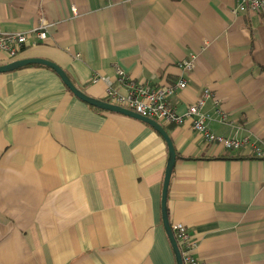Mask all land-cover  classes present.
Masks as SVG:
<instances>
[{
  "label": "crops",
  "instance_id": "crops-1",
  "mask_svg": "<svg viewBox=\"0 0 264 264\" xmlns=\"http://www.w3.org/2000/svg\"><path fill=\"white\" fill-rule=\"evenodd\" d=\"M236 0H0V31L26 35L0 66L44 59L86 96L132 86L204 89L206 128L264 154V13ZM45 22V38L36 31ZM193 56V68L180 63ZM124 75L119 77L117 71ZM74 97L51 69L0 73V264H176L162 221L169 157L149 125ZM161 124L176 153L166 209L204 264H264V157ZM163 123V124H162Z\"/></svg>",
  "mask_w": 264,
  "mask_h": 264
},
{
  "label": "built area",
  "instance_id": "built-area-1",
  "mask_svg": "<svg viewBox=\"0 0 264 264\" xmlns=\"http://www.w3.org/2000/svg\"><path fill=\"white\" fill-rule=\"evenodd\" d=\"M237 6L232 9L233 14H259L264 13V0H236ZM49 26L43 22L42 26L36 31L38 38H45V29ZM26 42V35L21 33L7 34L0 31V51L6 53L10 57H15L20 51L22 45ZM193 56L182 61L179 65L183 69L190 70L193 68ZM119 77H123L124 73L117 71ZM186 83L179 80L176 87H159V88H143L140 86H132L129 93L125 96L118 94L114 90H108L106 99L109 104L116 105L134 113L152 119L156 122L166 124L183 125L189 123L191 129L202 138L212 144L221 145L227 151H235L241 149L244 145L251 148L252 153L257 158H263V152L247 139L225 138L212 134L205 126V121L209 120L208 115L200 112L204 105L205 99L210 97V91L204 89L198 100L190 105L184 115L176 112L171 105L170 98L178 90L184 89ZM173 231L174 239L180 250L182 264H204L192 254L194 243L192 242L185 226L181 223H174L170 226Z\"/></svg>",
  "mask_w": 264,
  "mask_h": 264
},
{
  "label": "water",
  "instance_id": "water-1",
  "mask_svg": "<svg viewBox=\"0 0 264 264\" xmlns=\"http://www.w3.org/2000/svg\"><path fill=\"white\" fill-rule=\"evenodd\" d=\"M28 65H39V66H44V67L51 69L52 71H54L56 73V75H58V77L60 78L63 85L66 87V89L77 99L81 100L82 102H84V103H86L92 107H95V108H98V109H101L104 111H109V112L121 114L124 116H128V117L137 119L139 121H142L143 123H146L147 125H149L156 133H158L161 136V138L164 140V142L167 146V150H168V154H169L167 164H166V169H165L163 186H162V197H161L162 221H163V226L165 228V231H166L167 237L169 239L170 245H171L172 250H173L174 255H175L176 264H182L180 253H179L178 247L176 245L174 236H173L171 228H170V224L168 221L167 209H166L168 186H169L172 168H173L175 160H176V153H175L174 147L172 145V142H171L168 134L164 130L163 126L160 125L158 122H156L152 119L142 117V116L134 113L133 111L127 110L125 108H122V107H119L116 105L109 104V103L104 102L102 100L93 99V98L86 96L85 94H83L80 90H78L74 86V84L70 81V79L67 77L65 72L59 66H57L56 64H54L48 60H44V59L13 60L8 64L0 66V73L9 72V71L16 70V69H19V68H22V67H25Z\"/></svg>",
  "mask_w": 264,
  "mask_h": 264
},
{
  "label": "bare ground",
  "instance_id": "bare-ground-1",
  "mask_svg": "<svg viewBox=\"0 0 264 264\" xmlns=\"http://www.w3.org/2000/svg\"><path fill=\"white\" fill-rule=\"evenodd\" d=\"M172 231V230H171ZM172 234H173V231H172ZM174 236V235H173ZM176 242V241H175ZM176 245H177V243H176ZM178 247V246H177ZM178 250H179V248H178ZM179 253H180V250H179ZM180 257H181V255H180Z\"/></svg>",
  "mask_w": 264,
  "mask_h": 264
},
{
  "label": "trees",
  "instance_id": "trees-1",
  "mask_svg": "<svg viewBox=\"0 0 264 264\" xmlns=\"http://www.w3.org/2000/svg\"><path fill=\"white\" fill-rule=\"evenodd\" d=\"M92 108V107H91ZM92 109H94L95 111H98L99 112V110H97V109H95V108H92Z\"/></svg>",
  "mask_w": 264,
  "mask_h": 264
},
{
  "label": "rangeland",
  "instance_id": "rangeland-1",
  "mask_svg": "<svg viewBox=\"0 0 264 264\" xmlns=\"http://www.w3.org/2000/svg\"><path fill=\"white\" fill-rule=\"evenodd\" d=\"M163 124V123H162ZM161 125V124H160Z\"/></svg>",
  "mask_w": 264,
  "mask_h": 264
}]
</instances>
